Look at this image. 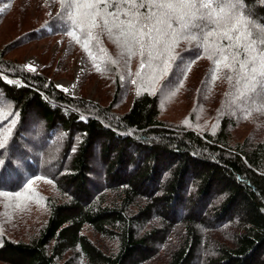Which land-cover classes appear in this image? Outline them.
I'll return each instance as SVG.
<instances>
[{"label": "trees", "instance_id": "obj_1", "mask_svg": "<svg viewBox=\"0 0 264 264\" xmlns=\"http://www.w3.org/2000/svg\"><path fill=\"white\" fill-rule=\"evenodd\" d=\"M16 1L0 0V8ZM246 3L264 22V0ZM58 6L42 26L0 48V111L11 113L0 132L15 120L0 150V192L21 193L44 178L60 194L47 198L46 222L27 241L0 237V264H68L76 257L87 264H193L201 257L203 264H264V114L233 106L236 87L227 72L219 73L218 84L198 74L212 64L195 44L183 41L161 90L186 86L189 102L217 126L215 134L161 121L160 91L138 95L132 83L140 70L137 57L134 71L107 66L113 90L106 106L65 95L43 74L8 58L30 44L71 39L64 5ZM71 44L76 45L72 39ZM81 51L84 78L95 74L106 81L105 71L97 72ZM29 124L42 131L33 130L36 147ZM58 138V161L43 169L37 154L56 146ZM85 228L116 247L104 251L84 235Z\"/></svg>", "mask_w": 264, "mask_h": 264}, {"label": "snow or ice", "instance_id": "obj_2", "mask_svg": "<svg viewBox=\"0 0 264 264\" xmlns=\"http://www.w3.org/2000/svg\"><path fill=\"white\" fill-rule=\"evenodd\" d=\"M71 27L68 36L80 44L97 72L119 63L107 56L101 37H107L127 63L139 59L136 77L155 84L177 59L181 43L195 44L212 67L210 79L227 72L226 79L236 87L230 103L246 114H264V22L248 9L246 0H59ZM99 50L94 53L92 48ZM29 71H35L28 66ZM12 84L13 81H6ZM136 83V81H132ZM65 91H67L65 89ZM140 94L139 92L137 93ZM11 113L0 111V123ZM12 125H15L13 120ZM11 134L0 133V149ZM28 193H31L29 195ZM0 196L32 200L28 192ZM26 207V205H25Z\"/></svg>", "mask_w": 264, "mask_h": 264}, {"label": "rangeland", "instance_id": "obj_3", "mask_svg": "<svg viewBox=\"0 0 264 264\" xmlns=\"http://www.w3.org/2000/svg\"><path fill=\"white\" fill-rule=\"evenodd\" d=\"M53 1L56 3H52ZM58 4L60 6L63 5L59 0H17L13 6L0 8V12L3 11L0 17V48L42 26L47 18L52 17L56 13L59 7ZM101 40V47L106 49L107 56L110 54L111 58L119 60V63L114 66L118 67L120 65V72L124 74L126 68H131V71L135 70L133 58L126 63L125 59L120 57L119 50L115 44L105 36H102ZM92 49L96 53H99L97 48L93 47ZM81 50L80 44H71V39L67 37L52 38L22 47L12 52L8 58L24 65L27 70L28 66L34 67L36 70L30 72L43 74L54 83L57 89L71 98L81 97L106 106L111 100L113 90L112 75H107L106 70L104 72L105 76H103V79L106 80L104 82H100L98 76L95 74V76L93 74L92 76L88 75V78L85 79L86 65ZM207 64L199 69L198 74L210 75L211 66L209 63ZM168 72L160 77L155 84H151L147 80L138 79L136 81L138 92L156 94L160 91L161 121L199 133L210 132L215 134L217 126H215L206 110L194 107V104L189 102L191 95H188L186 86L176 91L161 90V85L166 79ZM222 76L223 74H219V78L214 81V84H218ZM195 78L196 75L192 74L190 81L195 80ZM9 128L12 129L13 125H9L3 133H7ZM27 129L31 131V135H29L30 144L34 145L32 147H36L35 145L38 142L32 138L33 130L37 134L42 133V131L40 128H35L32 124H29ZM239 137H241L240 134ZM26 144L28 145L27 142ZM61 144H63V140L62 138H58L56 146H51L47 150H44L42 154H37V158L43 169H46V165L55 164L58 161L59 154L61 153ZM93 167L97 172H101L98 166ZM49 171H52V169ZM96 182L99 181L96 180ZM29 184H31L32 190L36 193V198L19 201L24 210L15 207L18 201L14 197L0 196V237H6L8 240L15 242L27 241L30 236L36 234L44 226L48 216L47 198H58L60 194L56 187L44 178L36 179ZM28 186L21 193L28 192ZM28 194L31 195V193ZM214 204L217 205V203ZM208 211L211 212L212 209ZM241 212L242 209L236 211V215H240ZM84 235L104 251L106 249L110 251L116 247L115 241L105 239V237L99 234L96 235L90 228H85ZM156 252L157 250H155ZM166 255V251L164 253L161 252V254L158 253L159 258H156L155 261H158L157 263L163 262ZM76 258H72L66 261V263L87 264L83 258ZM203 259L201 257L193 264H203ZM147 264H155V262L152 260L147 262Z\"/></svg>", "mask_w": 264, "mask_h": 264}]
</instances>
